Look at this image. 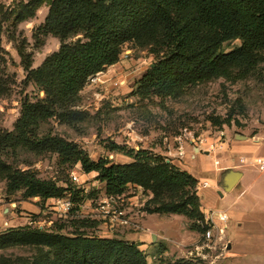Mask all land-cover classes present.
<instances>
[{
	"label": "trees",
	"instance_id": "16d2710c",
	"mask_svg": "<svg viewBox=\"0 0 264 264\" xmlns=\"http://www.w3.org/2000/svg\"><path fill=\"white\" fill-rule=\"evenodd\" d=\"M42 1L20 2L17 20L34 17ZM49 4L41 29L44 35L59 37L62 44L41 66L29 70L45 97L24 103L16 127L19 136H6V144L15 140L38 153L57 152L64 161L80 163L85 173L99 174L108 196L123 195L130 185L151 190L157 204L151 212L185 215L203 236L208 225L196 190L199 181L193 175L163 156L113 142L110 150L132 161H94L77 144L50 132L40 135V126L53 117L71 125L83 120L86 113L75 108L80 92L119 61L128 43L148 49L156 58L132 92L140 99L175 98L189 87L220 77L247 78L264 63V0H50ZM75 37L76 41L65 43ZM235 40L241 45L227 52L225 44ZM6 63L0 39V100L9 94L12 83ZM0 177L7 179L9 193L23 191L24 198L46 201L71 193L75 200L78 194L1 159ZM10 247H29L35 253L0 256V264H148L134 242L82 233L69 236L31 226L0 233V250ZM160 264L195 263L181 259Z\"/></svg>",
	"mask_w": 264,
	"mask_h": 264
},
{
	"label": "rangeland",
	"instance_id": "374dc122",
	"mask_svg": "<svg viewBox=\"0 0 264 264\" xmlns=\"http://www.w3.org/2000/svg\"><path fill=\"white\" fill-rule=\"evenodd\" d=\"M22 1L27 0H0V39L6 51L5 71L12 78L9 94L0 100V159L13 168L32 171L42 180L72 188L78 194L75 200L71 193L46 201L40 197L24 198L23 191L9 193L7 179L0 177V233L31 226L69 236L82 233L124 239L139 244L148 264L181 259L195 264H248L244 260H228L226 239L212 249L201 248L202 235L193 229L195 221L185 215L151 212L157 205L152 201L154 195L141 186L130 185L120 195L122 201L111 204L123 205L121 209L126 210L130 221H138L139 229L110 224L98 211V206L109 196L97 172L85 173L80 163L64 161L57 152L38 153L16 144L15 140H7L6 144V136H19L16 127L24 103L45 97V92L30 79L29 70L41 66L62 44L59 37L44 35L41 29L50 10V0L40 3L34 17L19 22L18 5ZM77 38L67 39L65 43ZM240 45L241 41L235 40L225 44V49L228 52ZM155 61L148 49L133 43L124 45L119 61L97 74L80 92L75 108L86 113L83 120L71 125L53 117L41 124L39 134L50 132L77 144L94 161L109 158L117 164L131 162L127 155L110 150L113 142L127 149L175 159L182 168L197 175L203 164L200 159L211 161L204 152L208 153L219 137L240 133L255 137L264 133V63L257 65L245 79L215 78L189 87L175 98L133 96L137 82ZM180 149L184 150V156L176 157ZM195 153L198 161L190 158ZM73 173L78 181L73 179ZM207 176L204 174L203 179ZM65 200L72 202V206L67 207ZM204 200L207 205L204 210L210 215L209 201ZM226 201L217 197L214 213ZM34 253L29 247L0 250V256L12 258Z\"/></svg>",
	"mask_w": 264,
	"mask_h": 264
},
{
	"label": "crops",
	"instance_id": "0c3cea01",
	"mask_svg": "<svg viewBox=\"0 0 264 264\" xmlns=\"http://www.w3.org/2000/svg\"><path fill=\"white\" fill-rule=\"evenodd\" d=\"M238 135L247 138L237 139ZM213 145H215L214 151L210 154L204 152L205 157L211 158V161L200 159L199 162L203 164L200 165L197 175L182 168L177 160L169 157L167 160L182 170H187L198 181L201 178L197 190H199L202 210L207 218L213 213L217 226L223 228L222 240L226 239L228 260L264 264V169L256 163L257 159L264 161V133H259L255 137L246 133L235 134L233 137L229 135L225 138L219 137ZM184 153V150L180 149L176 157L184 156ZM190 158L192 161L199 160L197 153ZM241 159H244V162ZM216 160L220 161L219 166L215 165ZM230 171L238 172L240 176L233 188L225 191L221 187L222 177ZM203 173L208 175L206 179H203ZM203 181H208L210 186L202 188ZM214 197L227 199L226 205L215 213L216 198ZM205 198L209 201L208 206L211 207L210 215L204 210L207 206L204 202ZM25 208L29 210L26 205ZM220 213L228 215L226 223L218 220L217 214Z\"/></svg>",
	"mask_w": 264,
	"mask_h": 264
},
{
	"label": "built area",
	"instance_id": "2783aa9c",
	"mask_svg": "<svg viewBox=\"0 0 264 264\" xmlns=\"http://www.w3.org/2000/svg\"><path fill=\"white\" fill-rule=\"evenodd\" d=\"M214 148L215 145L212 144L211 148L208 150V153L210 154L211 151H214ZM241 161L244 162V159H241ZM256 163L259 165L261 169H264L263 160L257 159ZM215 165L219 166L220 161L216 160ZM73 179L75 181H78V176L76 175V173H73ZM209 186L210 183L208 181H203L201 183L202 188H207ZM119 200L122 201V196H109L106 198V200L103 203H101L98 206V211L102 215L103 220L109 222L110 224H117L118 226L121 227H127L138 230L139 229L138 221L136 220L130 221L131 218L130 216L129 217L127 216L128 213L126 212V210L124 208L121 209L123 205H121V207L111 206L112 203H116ZM64 203H66L67 207H70V204L72 206V202L70 203L69 200H65ZM217 217L221 223H226L228 220V215L226 213L217 214ZM206 225H208V229L206 230L205 234L202 236L204 242L201 245V248L212 249L214 248V246H216L219 242L222 241L223 228L217 226L213 213L209 216V218L206 217Z\"/></svg>",
	"mask_w": 264,
	"mask_h": 264
},
{
	"label": "water",
	"instance_id": "95a60500",
	"mask_svg": "<svg viewBox=\"0 0 264 264\" xmlns=\"http://www.w3.org/2000/svg\"><path fill=\"white\" fill-rule=\"evenodd\" d=\"M246 136L243 135H238L237 139H246ZM198 149H196L197 151ZM167 162L169 163L170 161L167 160ZM240 174L238 172H234V171H230V172H226L223 177H222V184L221 187L225 190V191H230L233 186L236 184L237 180L239 179ZM220 195H222V193L220 192ZM153 241L156 240V236L153 235L152 237Z\"/></svg>",
	"mask_w": 264,
	"mask_h": 264
}]
</instances>
